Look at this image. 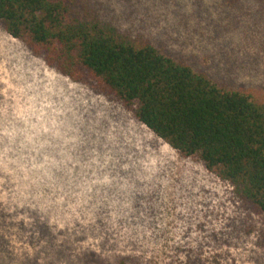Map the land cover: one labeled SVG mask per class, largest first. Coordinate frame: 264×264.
<instances>
[{
  "label": "rangeland",
  "instance_id": "374dc122",
  "mask_svg": "<svg viewBox=\"0 0 264 264\" xmlns=\"http://www.w3.org/2000/svg\"><path fill=\"white\" fill-rule=\"evenodd\" d=\"M264 104V0H74ZM264 264V211L0 19V264Z\"/></svg>",
  "mask_w": 264,
  "mask_h": 264
},
{
  "label": "trees",
  "instance_id": "16d2710c",
  "mask_svg": "<svg viewBox=\"0 0 264 264\" xmlns=\"http://www.w3.org/2000/svg\"><path fill=\"white\" fill-rule=\"evenodd\" d=\"M73 3L0 0V19L61 74L122 100L157 136L264 211V104L80 15Z\"/></svg>",
  "mask_w": 264,
  "mask_h": 264
}]
</instances>
